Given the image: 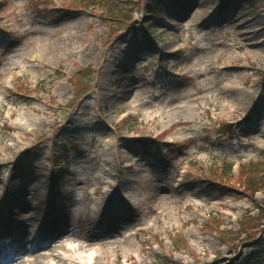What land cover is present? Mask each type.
Instances as JSON below:
<instances>
[{
  "label": "rangeland",
  "instance_id": "1",
  "mask_svg": "<svg viewBox=\"0 0 264 264\" xmlns=\"http://www.w3.org/2000/svg\"><path fill=\"white\" fill-rule=\"evenodd\" d=\"M262 171L264 0H0L10 264H264Z\"/></svg>",
  "mask_w": 264,
  "mask_h": 264
},
{
  "label": "bare ground",
  "instance_id": "2",
  "mask_svg": "<svg viewBox=\"0 0 264 264\" xmlns=\"http://www.w3.org/2000/svg\"><path fill=\"white\" fill-rule=\"evenodd\" d=\"M190 4H185L186 7H189ZM188 13V10L185 11V13L183 14V17H185ZM253 54L256 57H261L262 56V52L260 51H253ZM56 235H53L51 238H55ZM40 245L43 244H37L36 245V249H38L39 247H41ZM93 245H90L89 249H86L85 246H80L77 243H74L72 241L69 242H65L63 243V245L61 246V252L58 250H55L54 252H52L49 256V261L46 264H73L75 262V259L77 257V259L85 260L88 259L89 261H92L95 259L96 257V251L93 250ZM29 248L26 249V253L29 252ZM45 258V257H44ZM48 257H46L45 259H47ZM9 264V262H7ZM0 264H5L3 260L0 261Z\"/></svg>",
  "mask_w": 264,
  "mask_h": 264
},
{
  "label": "trees",
  "instance_id": "3",
  "mask_svg": "<svg viewBox=\"0 0 264 264\" xmlns=\"http://www.w3.org/2000/svg\"><path fill=\"white\" fill-rule=\"evenodd\" d=\"M246 3H249V1L250 0H244ZM252 166H254V165H252ZM264 174V171H262L261 173H260V175L262 176ZM260 176V177H261ZM257 177V176H256ZM255 178H248V184L249 185H252L253 184V180H254ZM258 185H261V186H259V187H257L255 190L256 191H254L255 192V194H256V192H258L259 190H261V189H263L264 188V181L263 182H259L258 183ZM253 192V191H252Z\"/></svg>",
  "mask_w": 264,
  "mask_h": 264
}]
</instances>
